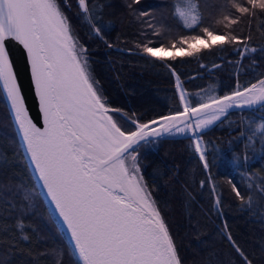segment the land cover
<instances>
[{"label": "trees", "instance_id": "16d2710c", "mask_svg": "<svg viewBox=\"0 0 264 264\" xmlns=\"http://www.w3.org/2000/svg\"><path fill=\"white\" fill-rule=\"evenodd\" d=\"M60 2L73 35L86 49L89 71L107 106L120 110L111 114L126 130H134L126 119L148 123L182 110L177 76L193 106L201 97L223 96L264 78V14L259 12L235 26L237 35L251 36L248 46L256 48L255 53L241 59L238 46L225 45L169 61L170 69L145 56L138 45L156 40L149 25L160 30L161 39L189 34L175 16V8L185 6L183 0H139L135 14L127 8L128 0H90L93 22L98 16L111 25L102 28V37L92 31L77 0H68L70 9ZM197 3L202 26L215 25L223 14H234L228 0ZM260 123H264V107L258 106L230 110L202 130L207 169L194 151L190 134H166L138 146L140 174L168 224L183 264H245L225 231L251 264H264V136L254 135ZM25 157L0 88V185L5 189L0 200V264H56L58 259L61 264H74L71 242ZM19 185H23L21 191L8 192ZM232 185L244 201L236 197ZM33 189L36 215L25 218L26 227L20 232L7 201L19 204L24 191ZM215 196L220 197V211L214 207ZM24 235L29 240H23ZM45 252L48 255H41Z\"/></svg>", "mask_w": 264, "mask_h": 264}, {"label": "snow or ice", "instance_id": "6c2138e0", "mask_svg": "<svg viewBox=\"0 0 264 264\" xmlns=\"http://www.w3.org/2000/svg\"><path fill=\"white\" fill-rule=\"evenodd\" d=\"M64 6L70 9L68 0ZM234 14H223L215 25L202 26L203 17L197 0H183L185 6L175 8V16L189 34H175L161 39L159 29L149 25L156 40L138 45L150 59L163 62L193 57L203 50L238 46L243 59L257 51L248 46L251 36L241 37L235 26L244 17L264 14V0H228ZM139 0H128L127 8L135 14ZM90 0H77L80 12L89 20L92 31L102 37V28L110 24L93 16ZM141 16L147 13H141ZM99 24V26H97ZM22 47L30 71L31 85L39 100L43 126L33 121L13 64L11 45ZM156 44L158 46H150ZM111 47V45H109ZM171 52V55L168 53ZM73 35L60 0H0V88L10 105L11 116L23 147L62 218L74 264H183L168 224L140 174L138 146L150 138L164 135L190 134L194 151L205 169L201 132L226 116L232 108L264 107V78L223 96L201 97L195 106L182 89L179 77L176 89L182 110L161 116L158 120L139 123L126 119L134 130H126L114 119L119 109H112L93 79L85 55ZM203 67V66H202ZM214 67H219L214 65ZM174 72V69L172 70ZM264 136V123L254 135ZM203 186L204 181H201ZM215 191V185L212 186ZM241 201L244 196L232 185ZM23 185L8 192H19ZM0 185V200L4 197ZM8 211L16 217L15 227L23 232L25 218L36 215V195L24 191L19 204L7 201ZM220 197L215 196L217 211ZM227 228L225 222V229ZM245 264L251 261L235 245ZM23 240L29 237L22 236ZM48 255V253H41ZM56 264H61L58 259Z\"/></svg>", "mask_w": 264, "mask_h": 264}, {"label": "water", "instance_id": "95a60500", "mask_svg": "<svg viewBox=\"0 0 264 264\" xmlns=\"http://www.w3.org/2000/svg\"><path fill=\"white\" fill-rule=\"evenodd\" d=\"M11 51L13 53V55H12L13 64H14V67L17 71L18 79L21 82V88H22V90H25V99H26V104H27L28 110H29V114L32 116L33 121L37 124V126L42 127L43 126V119H42V113L40 112V109H39V100H38V97H36L34 89L31 85L30 71L28 69V66L26 63V57L24 55L22 47L18 44H12L11 45ZM258 106L259 105L252 106L251 108H248V107L232 108V109H229V111L230 110L253 109V108H256ZM9 107H10V105H9ZM155 120H158V118ZM22 145H23V142H22ZM24 151H25V154L27 156V152H26L25 148H24ZM28 161H29V164L33 170V173H34V175H35V177H36V179H37V181L41 187L43 195L45 196L49 206L51 207V210L53 211L54 215L56 216L57 220L59 221L60 225L62 226L63 230L65 231V233L68 237L66 228L62 224V218H60L58 213L55 211L54 205L50 201V197L47 196L46 190L43 188L42 182L39 180L38 174L34 170V166L31 164L30 160H28Z\"/></svg>", "mask_w": 264, "mask_h": 264}, {"label": "rangeland", "instance_id": "374dc122", "mask_svg": "<svg viewBox=\"0 0 264 264\" xmlns=\"http://www.w3.org/2000/svg\"><path fill=\"white\" fill-rule=\"evenodd\" d=\"M170 54H171V52L168 53V55H170Z\"/></svg>", "mask_w": 264, "mask_h": 264}]
</instances>
